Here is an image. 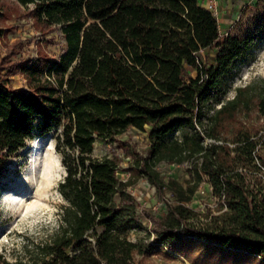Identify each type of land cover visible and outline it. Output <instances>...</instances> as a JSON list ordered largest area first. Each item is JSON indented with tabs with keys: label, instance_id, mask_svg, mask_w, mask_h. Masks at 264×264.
<instances>
[{
	"label": "trees",
	"instance_id": "obj_1",
	"mask_svg": "<svg viewBox=\"0 0 264 264\" xmlns=\"http://www.w3.org/2000/svg\"><path fill=\"white\" fill-rule=\"evenodd\" d=\"M16 1L32 5L42 39L58 37L62 48L58 57L11 50L0 58V175L27 140L55 130L64 175L54 220L21 235L13 259L0 263L136 264L155 247L129 239L132 230L174 252L189 237L264 262V130L249 122L253 111L264 119V77L226 97L257 33L221 34L200 0ZM208 48L211 62L201 56ZM17 73L28 88L11 84ZM145 126V155L117 139ZM97 140L130 156L125 180L116 155H91ZM161 162L186 163L187 178L165 181ZM139 178L176 202L162 215L140 208L128 189ZM203 180L224 210L198 226L186 203Z\"/></svg>",
	"mask_w": 264,
	"mask_h": 264
},
{
	"label": "rangeland",
	"instance_id": "obj_2",
	"mask_svg": "<svg viewBox=\"0 0 264 264\" xmlns=\"http://www.w3.org/2000/svg\"><path fill=\"white\" fill-rule=\"evenodd\" d=\"M230 7L233 9L232 16L228 14L225 17L227 33L243 36L254 32L258 37L251 55L237 66L236 76L226 94L227 98L234 95V87L245 85L256 77H264V0H252L240 4H237L235 0L231 1ZM31 9L32 5L23 7L16 0H0V30H2L0 58L11 50L17 52V57L26 59L36 56L39 51L47 55L59 56L62 40L56 37L53 43L44 41L45 39L42 38L48 37H44L36 26ZM221 20L220 18L219 23ZM220 32L224 34L222 30ZM213 55L212 48L201 52V56L209 62L212 61ZM10 79L14 87H29L28 81L22 74H13ZM241 120L242 117L239 118V121ZM249 122L256 128L264 130V119L260 118L255 111L251 113ZM149 130V126H145L143 130L129 128L117 136V139L129 142L136 151L145 155L149 147ZM58 131L41 136L35 135L27 140L26 147L20 150L18 155L7 159L5 169L0 175V262L13 259L12 248L19 249L21 235H29L40 230L44 224L54 220L58 206L61 204L57 183L64 175L60 156L54 147L55 135ZM105 154L117 156L120 165L117 176L125 180L128 175L130 156H127L117 143L97 140L91 155L101 157ZM46 157H53L56 163L51 169L52 183L48 190L42 191L41 175L44 173L42 167L45 166ZM187 167L186 163L167 164L165 162L156 166L165 181L172 177L180 183L187 178ZM128 189L135 195L140 208L156 215H162L167 201L176 202L171 192L167 191L165 195L157 192L144 178H139ZM26 198H29L28 202L35 200L28 209L20 206L22 199ZM186 205L195 211L196 216L191 221L198 226L213 223L212 216H217L224 210L220 207L217 198L211 195L210 184L206 180L199 184L192 199ZM144 224L147 225V222L144 221ZM128 237L133 241L148 242L155 247L153 254L149 257L138 256L136 264H264L254 256L235 257L231 255L230 250L189 237L175 240L172 248L175 252L167 245L154 243L153 235L148 236L145 230H132L128 233Z\"/></svg>",
	"mask_w": 264,
	"mask_h": 264
},
{
	"label": "bare ground",
	"instance_id": "obj_3",
	"mask_svg": "<svg viewBox=\"0 0 264 264\" xmlns=\"http://www.w3.org/2000/svg\"><path fill=\"white\" fill-rule=\"evenodd\" d=\"M55 153V152H54ZM55 155V154H54ZM49 156V155H48ZM50 156H52V154L50 155ZM31 157V156H30ZM55 159V158H54ZM57 161V160H56ZM37 162V161H36ZM54 163H56L55 161H53V157L51 158V157H46L45 159H44V164H45V166L44 167H42V168H44V173H43V175H41L42 176V187H40V188H42V191H45V190H48V188H49V186L51 185V183H52V178H53V175H52V172H51V169H52V167L54 166ZM43 165V164H42ZM41 171V170H40ZM28 199L29 198H26V199H22V202L20 201V199H19V201L21 202V204H20V206L22 207H24V208H26V209H28L29 207H31L34 203H35V200L34 201H29L28 202ZM19 202V203H20ZM19 205V204H18Z\"/></svg>",
	"mask_w": 264,
	"mask_h": 264
},
{
	"label": "crops",
	"instance_id": "obj_4",
	"mask_svg": "<svg viewBox=\"0 0 264 264\" xmlns=\"http://www.w3.org/2000/svg\"><path fill=\"white\" fill-rule=\"evenodd\" d=\"M200 1L202 3H204V0H200ZM231 1H235V0H218L217 1L216 18H217V21L219 24V30L220 31L222 30L224 34H227V27L225 26V24L227 23V18L225 19V17H227L228 14L230 15L233 12L232 11L233 9L230 7ZM236 1H237V4H240L242 2H248V1H252V0H236ZM234 8H236V7L234 6ZM231 16H232V14H231ZM220 18L222 20L219 23Z\"/></svg>",
	"mask_w": 264,
	"mask_h": 264
},
{
	"label": "built area",
	"instance_id": "obj_5",
	"mask_svg": "<svg viewBox=\"0 0 264 264\" xmlns=\"http://www.w3.org/2000/svg\"><path fill=\"white\" fill-rule=\"evenodd\" d=\"M217 1L218 0H204L203 4L209 11L215 14L217 11Z\"/></svg>",
	"mask_w": 264,
	"mask_h": 264
}]
</instances>
